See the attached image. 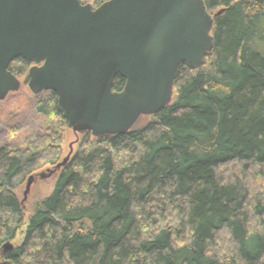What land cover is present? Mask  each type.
Segmentation results:
<instances>
[{"label": "trees", "instance_id": "obj_1", "mask_svg": "<svg viewBox=\"0 0 264 264\" xmlns=\"http://www.w3.org/2000/svg\"><path fill=\"white\" fill-rule=\"evenodd\" d=\"M240 1L0 0V264H264V26ZM75 189L126 222L64 209Z\"/></svg>", "mask_w": 264, "mask_h": 264}, {"label": "rangeland", "instance_id": "obj_2", "mask_svg": "<svg viewBox=\"0 0 264 264\" xmlns=\"http://www.w3.org/2000/svg\"><path fill=\"white\" fill-rule=\"evenodd\" d=\"M240 7L246 11L247 15L257 19V21L264 26V0H241ZM146 108L148 107L146 106ZM42 194L40 193V195ZM84 194L87 193L83 189L69 190L62 192V195L57 199L63 200L61 205L64 209L74 210L75 215L81 214L91 217L90 223L96 224L101 228H108L110 224L114 223L115 225H123L126 222L122 216L128 215L132 205L131 203L119 207L107 203L106 199L101 197V195L91 198L87 194L89 198L83 199ZM228 207L229 206H225L224 210L223 206L211 204L210 202L201 201L199 199L181 200L179 203L180 210L192 218L203 217L211 211L215 213L219 211V213H222L226 211Z\"/></svg>", "mask_w": 264, "mask_h": 264}]
</instances>
